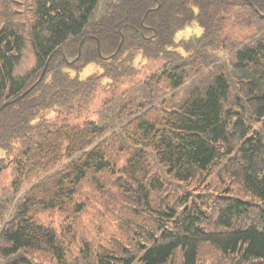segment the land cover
<instances>
[{
	"label": "trees",
	"instance_id": "obj_1",
	"mask_svg": "<svg viewBox=\"0 0 264 264\" xmlns=\"http://www.w3.org/2000/svg\"><path fill=\"white\" fill-rule=\"evenodd\" d=\"M234 2L258 16L264 29V0H35V20L28 30L35 66L21 77L14 76V69L22 60L25 37L17 27L0 28V108L11 103L0 110V150L9 153L15 142L22 145L15 156L13 179L0 196V224L16 195L33 184L15 204L0 233V264H34L24 253L46 250L65 264V250L56 233L35 219L51 210L81 213L83 204L77 197L82 185L88 178L114 171L110 155L118 145L122 152L134 149L126 175L135 183L138 203L156 213L162 223L144 237L137 255L122 247L121 254H100L94 264L136 260L167 264L177 251L183 264H196L204 244L241 263L264 264V140L251 133L243 114L247 107L255 120L264 119V34L240 47L230 46L223 38L224 46L213 51L228 48L233 52L230 71H219L224 66L219 67L213 76L188 86L178 103L167 106L164 100L162 107L153 105L155 83L162 79L165 94L173 93L185 84L188 71L196 68L198 73L215 61L214 55L199 56L197 66L190 59L150 75L136 88L140 98L117 103L102 124L34 123L43 110L62 108L73 114L82 101L90 100L99 76L77 77L90 64L99 66L103 77L128 76L134 71L136 54L166 58L176 33L192 23L204 30L200 41L210 47L221 36L219 14L228 19ZM97 44L101 56L110 59L98 56ZM45 66L42 80L21 97ZM67 71L76 76L70 77ZM231 80L236 81L235 87ZM233 92L236 101L228 108ZM120 125L117 132L99 141ZM148 151L165 174L179 183H188L222 158L228 159L229 174L248 199L228 193L210 214L188 198H181L176 207L166 206V212L154 210L152 194L160 192L161 183L155 177L148 179Z\"/></svg>",
	"mask_w": 264,
	"mask_h": 264
},
{
	"label": "rangeland",
	"instance_id": "obj_2",
	"mask_svg": "<svg viewBox=\"0 0 264 264\" xmlns=\"http://www.w3.org/2000/svg\"><path fill=\"white\" fill-rule=\"evenodd\" d=\"M34 8L35 0H0V28L7 25L17 27L25 37L22 60L14 69L16 77L24 76L35 66L34 53L28 39V30L35 20ZM195 12L199 13L197 10ZM219 17L222 27L220 29L221 36L210 47L207 46L208 44L205 45V41H200L204 30L197 23H192L176 33L175 44L169 49L171 53L166 58L148 59L143 58L141 53L136 54L132 64L134 71L128 76L111 79L102 76L99 66L94 64L86 66L77 75L80 80L89 75L99 76V83L94 88L90 100L82 101L73 114H69L62 108L43 110L39 112L34 123L41 121L54 127L66 122L77 125H82L85 122L102 124L106 122L107 116H111L112 112L110 111L117 103L140 98L141 92L136 88L150 75L161 74L165 69L170 71L173 64H184L190 59H193L197 66L202 60L199 56L214 55L215 61L200 69L198 73L194 71L196 68L188 71L187 81L180 89L173 91L176 95L172 99L171 91L165 94L166 85L162 79L155 83L153 98L156 97V101L153 105L162 107L164 100H167V106L170 103H178L184 94V89L186 90L188 86L213 76L220 69L219 67L224 66L219 71H230L229 57L233 52L227 51L228 48L219 52L213 51L215 48H220L221 44L224 46L223 38L228 39L230 46L240 47L264 34L263 26L258 22V16L253 15L249 9L242 7L237 2H234V8H232L228 19L224 20L221 14ZM204 45L205 48H203ZM67 73L70 77L76 76L73 71H67ZM235 82L232 81V84L234 85ZM234 95L235 92L230 97L228 108H231V104L236 101ZM243 111L246 124L251 127V133L257 134L255 136L264 140V119L255 120L247 107ZM122 126L116 127L99 141L111 136ZM112 143L109 144V147ZM21 148V142L18 141L13 144L9 153L0 150V160L2 161L0 164V196L13 179L15 156L20 153ZM133 151L134 149L127 147L125 152H122L119 150V145L116 146L110 155L114 171L104 173L93 180L88 178L85 181L77 197L78 203L83 204L81 213H60L51 210L36 217L37 224L52 229L56 233L58 244L65 250V264H94L100 254L111 256L121 254L122 247L127 248L130 255H137V248L143 244L144 237L152 232L155 233L157 227L161 225L162 222L157 220L156 213L145 211L138 203L135 183L126 175L127 162ZM148 153L150 154L147 161L149 164L147 167L148 179L155 177L161 183L160 192L152 194L154 210L166 212L164 210L166 206L176 207L181 198H188L193 206H199L210 214L219 198L228 196V193L248 199L239 181L230 176L228 159L222 158L221 161L188 183H179L167 176L163 168L158 166L153 154L149 151ZM139 183H141V179ZM32 185L25 186L16 195L4 222L0 224V233L10 218L15 204ZM165 224L167 225V223ZM167 227L170 228L171 225L168 224ZM212 229L209 228V230ZM24 255L34 264H59L47 250L27 252ZM133 264L140 263L136 260ZM167 264H183L181 252L177 251ZM196 264L244 263H241L237 257L223 256L212 246L204 244L200 247Z\"/></svg>",
	"mask_w": 264,
	"mask_h": 264
},
{
	"label": "water",
	"instance_id": "obj_3",
	"mask_svg": "<svg viewBox=\"0 0 264 264\" xmlns=\"http://www.w3.org/2000/svg\"><path fill=\"white\" fill-rule=\"evenodd\" d=\"M83 42H84V40H82L81 42H80V44H79V46H78V55L80 54V51H81V47H82V44H83ZM97 53H98V56L102 59V60H107V59H110V57H108V58H103L102 56H101V54H100V50H99V44H97ZM48 63V62H47ZM47 65V64H46ZM45 70H46V66H45V68L43 69V71L41 72V74H40V76H39V78H38V80L35 82V84H33L28 90H26L22 95H21V97H23V96H25L30 90H32L41 80H42V78H43V76H44V74H45ZM9 104H11V103H6V104H4L3 106H2V108H0V110L1 109H3L4 107H6V106H8Z\"/></svg>",
	"mask_w": 264,
	"mask_h": 264
}]
</instances>
